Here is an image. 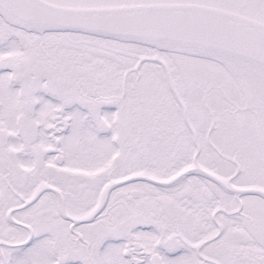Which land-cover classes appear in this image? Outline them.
I'll use <instances>...</instances> for the list:
<instances>
[{
  "label": "snow or ice",
  "instance_id": "obj_1",
  "mask_svg": "<svg viewBox=\"0 0 264 264\" xmlns=\"http://www.w3.org/2000/svg\"><path fill=\"white\" fill-rule=\"evenodd\" d=\"M0 264H264V0H0Z\"/></svg>",
  "mask_w": 264,
  "mask_h": 264
}]
</instances>
